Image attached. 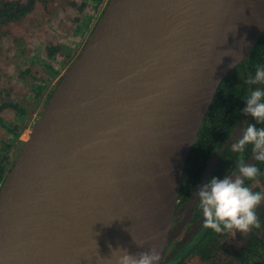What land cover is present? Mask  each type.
Wrapping results in <instances>:
<instances>
[{
  "label": "water",
  "instance_id": "obj_1",
  "mask_svg": "<svg viewBox=\"0 0 264 264\" xmlns=\"http://www.w3.org/2000/svg\"><path fill=\"white\" fill-rule=\"evenodd\" d=\"M236 1L107 2L0 189V264H56L117 228L126 250L140 252L119 197L127 183L144 198L141 226L164 264L188 155L223 80L264 31L239 55L249 18L231 22ZM175 133L178 190L160 220L153 201L162 181L144 188L136 179L147 165L161 169L162 142Z\"/></svg>",
  "mask_w": 264,
  "mask_h": 264
},
{
  "label": "trees",
  "instance_id": "obj_2",
  "mask_svg": "<svg viewBox=\"0 0 264 264\" xmlns=\"http://www.w3.org/2000/svg\"><path fill=\"white\" fill-rule=\"evenodd\" d=\"M104 0H84L82 6L98 7ZM38 0H27L26 4L19 1L0 0V27L22 20L28 16ZM80 12H82L80 10ZM92 17L85 22V28L89 27ZM45 54L52 60L60 61L67 55L63 48L46 43ZM58 59V60H57ZM30 68L25 72L28 74L32 70L35 72L30 77L35 80L28 86L35 99L39 100L47 89L48 78L52 80L58 76L57 70L45 62L30 58ZM264 66V31L252 48L247 59L236 66L234 70L223 80L212 105L203 121L197 140L195 141L185 164L184 175L177 197V209L188 203L193 193L202 183L206 170L212 161L218 157L211 177L224 175H234L237 171V162L243 160L248 163L253 157L251 146H248L243 153L233 151L232 140L235 130L239 127L242 131L248 123H255L250 117L244 116L241 110L245 107V100L250 89L264 87L261 85H249L246 81L250 75H254L257 66ZM39 69L47 71L48 75H42ZM60 83V82H59ZM58 83V84H59ZM58 86V85H57ZM56 86V88H57ZM56 88L48 97L47 106ZM8 94L5 88L0 90V104L3 101L2 95ZM3 107H10L17 111V117L7 120L1 114ZM28 110L22 105L4 102L0 106V189L13 168L16 160H12V151L19 146V152L25 145L21 140L23 128L21 122H26ZM264 125H257L261 127ZM260 169V174L252 181H246V185L254 191L264 193V162L253 163ZM235 172V173H234ZM234 173V174H233ZM206 181V182H207ZM199 203L194 210V216L190 223L200 218ZM257 214L260 218L261 227L253 228L250 232H223L215 233L211 229L203 228L198 236L191 243L180 248L176 257L178 264H221L224 259L230 264H264V202L258 207ZM203 222V221H202ZM242 236V239L239 237ZM240 240L242 245L234 249H229L230 237ZM238 236V237H237Z\"/></svg>",
  "mask_w": 264,
  "mask_h": 264
},
{
  "label": "rangeland",
  "instance_id": "obj_3",
  "mask_svg": "<svg viewBox=\"0 0 264 264\" xmlns=\"http://www.w3.org/2000/svg\"><path fill=\"white\" fill-rule=\"evenodd\" d=\"M11 1L27 3V0ZM83 1L38 0L37 5L28 16L20 21L0 27V90L5 88L6 92L8 91V94L2 95L3 101L0 106L4 102L7 104L14 103L22 105L28 110L26 122L20 121L23 128L21 140L24 142L28 140L46 108L45 103L48 97L84 50L92 31L107 6V2H109V0H104L96 8L82 6ZM89 17H92L91 23L89 27L85 28V22ZM46 43L59 48L62 47L63 50L67 51L65 52L67 55L60 61L50 59L45 54ZM32 57L52 65L58 72V76L53 80L49 76L46 92L39 100L34 98L35 95L28 88L35 81L30 77L35 72L33 70L28 74L25 72L30 68L31 62L28 60ZM38 72L45 76L48 75L44 69H39ZM1 114L7 120H13L17 117V111L10 107H3ZM240 135V131L236 130L232 140L239 138ZM19 153V146H17L12 151V160H16ZM216 160H213L210 170L206 172L200 186L206 182ZM253 161L254 158L250 161L251 164ZM197 203V196L194 194L186 206L176 210L164 264H178L176 257L180 248L191 243L201 231L202 226L200 224L191 225L188 222ZM242 236L239 238L242 239ZM229 242L230 250L242 245L240 240L233 238V236L230 237ZM191 263L197 264V261ZM221 264H230V261L224 259Z\"/></svg>",
  "mask_w": 264,
  "mask_h": 264
},
{
  "label": "clouds",
  "instance_id": "obj_4",
  "mask_svg": "<svg viewBox=\"0 0 264 264\" xmlns=\"http://www.w3.org/2000/svg\"><path fill=\"white\" fill-rule=\"evenodd\" d=\"M246 82L264 86V66L258 65L254 75H250ZM244 102L242 114L255 123L247 124L232 144V149L243 153L251 146L254 159L264 162V126L257 127L258 124L264 125V87L250 89ZM259 174L260 169L254 164L239 160L235 175L211 177L200 186L195 194L203 215V227L215 233H247L253 228H260L257 209L264 202V193L246 185V181L254 180ZM137 245L143 247L144 243ZM112 257L115 264H160L161 260L159 251L154 247L135 254L118 248L112 252Z\"/></svg>",
  "mask_w": 264,
  "mask_h": 264
},
{
  "label": "bare ground",
  "instance_id": "obj_5",
  "mask_svg": "<svg viewBox=\"0 0 264 264\" xmlns=\"http://www.w3.org/2000/svg\"><path fill=\"white\" fill-rule=\"evenodd\" d=\"M246 14L249 18L248 32L249 36L243 39V44L239 49V55L246 53L248 45L258 36L264 29V0H237L232 12L231 22L235 23L240 14ZM248 42V45H245ZM182 135L175 133L169 140H164L161 145V152L164 157L160 166L154 164L147 165L144 171L137 175V181L144 187L148 188L153 181L161 180L163 185L157 189L153 201V209L155 215L160 220H166L174 211V199L178 190V182L175 177L176 166L172 160L170 150L175 145H180ZM248 164H251L248 163ZM236 174V173H235ZM234 174V175H235ZM165 178V182L163 179ZM119 197L127 211L131 228L133 229L137 242H143V247L138 249L147 251L153 247L157 238L152 232L141 226V218L137 212L139 206L142 205L144 198L129 183L122 187ZM121 231L112 234L108 239L101 238L100 242H93L92 237L89 241L80 243L74 251L69 249L62 255L56 264H115L112 256H107L109 252H113L118 248L126 249L120 240Z\"/></svg>",
  "mask_w": 264,
  "mask_h": 264
},
{
  "label": "flooded vegetation",
  "instance_id": "obj_6",
  "mask_svg": "<svg viewBox=\"0 0 264 264\" xmlns=\"http://www.w3.org/2000/svg\"><path fill=\"white\" fill-rule=\"evenodd\" d=\"M236 130H239V131L241 132V130H240L239 127H238ZM236 130H235V132H236ZM235 132H234V133H235ZM233 135H234V134H233ZM234 140H236V139H234ZM252 159H253V158H252ZM252 159H251V160H252ZM251 160H250V161H251ZM250 161H249V162H250ZM249 162H248V163H249ZM208 170H210V167L208 168ZM208 170H207V171H208ZM234 173H235V172H234ZM234 173H233V174H234ZM204 176H205V175H204ZM203 179H204V177H203ZM206 181H207V180H206ZM202 182H203V180H202ZM201 184H202V183H201ZM201 184H200V185H201ZM199 187H200V186H198V188H199ZM198 188H197V189H198ZM197 189H196V190H197ZM195 192H196V191H195ZM195 192L193 193V195L195 194ZM193 195L191 196V198L193 197ZM191 198H190V200H191ZM190 200L188 201V203L190 202ZM188 203H187V204H188ZM198 203H199V202H198ZM198 203L196 204V206L198 205ZM187 204H185L184 206H186ZM184 206H183V207H184ZM196 206H195L194 209L192 210V213H191V217H190V219H188V222H189V223H190V220H191V219L193 218V216H194V210L196 209ZM183 207H181V208H183ZM181 208H180V209H181ZM176 210H179V209H176ZM198 213L201 215L200 218H198V219L195 221V223H190V224H191V225H194V224H196V223L200 224V225L202 226V229H201V231H202L203 228H204V227H203V222H202V221H203V215H202V212H201V211H200V212L198 211ZM201 231H200V232H201ZM200 232H199V233H200ZM199 233H198V234H199ZM197 236H198V235H197ZM197 236H196V237H197ZM196 237H195V238H196ZM193 241H194V240H193ZM167 251H168V248H167ZM166 255H167V254H166ZM165 258H166V257H165Z\"/></svg>",
  "mask_w": 264,
  "mask_h": 264
}]
</instances>
